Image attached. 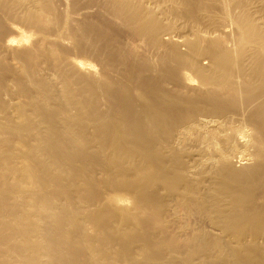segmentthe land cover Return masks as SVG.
Listing matches in <instances>:
<instances>
[{
    "label": "bare ground",
    "instance_id": "6f19581e",
    "mask_svg": "<svg viewBox=\"0 0 264 264\" xmlns=\"http://www.w3.org/2000/svg\"><path fill=\"white\" fill-rule=\"evenodd\" d=\"M0 264H264V0H0Z\"/></svg>",
    "mask_w": 264,
    "mask_h": 264
},
{
    "label": "rangeland",
    "instance_id": "374dc122",
    "mask_svg": "<svg viewBox=\"0 0 264 264\" xmlns=\"http://www.w3.org/2000/svg\"><path fill=\"white\" fill-rule=\"evenodd\" d=\"M122 33H124V32H122ZM126 33H124V34H122L123 35V39L125 38L124 37V35H125ZM122 35H120L121 37H120V39H122ZM146 54V53H145ZM76 56V58H78V60H81V61H83V62H86L87 64H92V66H95V67H97L98 68V64H96V62L95 61H93L90 57H87V59H85L86 57H81V58H79V57H77L78 55L77 54H73L71 57H75ZM93 61V62H92ZM89 62V63H88ZM95 63V64H94Z\"/></svg>",
    "mask_w": 264,
    "mask_h": 264
}]
</instances>
